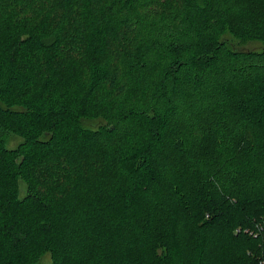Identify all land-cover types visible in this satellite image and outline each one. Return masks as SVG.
<instances>
[{
	"label": "trees",
	"instance_id": "1",
	"mask_svg": "<svg viewBox=\"0 0 264 264\" xmlns=\"http://www.w3.org/2000/svg\"><path fill=\"white\" fill-rule=\"evenodd\" d=\"M47 253L264 264V0H0V264Z\"/></svg>",
	"mask_w": 264,
	"mask_h": 264
},
{
	"label": "rangeland",
	"instance_id": "2",
	"mask_svg": "<svg viewBox=\"0 0 264 264\" xmlns=\"http://www.w3.org/2000/svg\"><path fill=\"white\" fill-rule=\"evenodd\" d=\"M242 3L244 2L241 1L240 4ZM225 37L229 38V42L232 44V46L235 49H248V50L259 51L263 47L262 41L257 40V39H253V40L249 39V40L242 41V40L233 39L232 37H230V35H226ZM86 123H87L86 125L90 127H96V125H99V122L96 120H89ZM6 136H7L6 145L8 148L15 147L21 141V137L15 134L8 133L6 134ZM20 187H21V193L24 192L25 187H24L23 182L20 183ZM40 262H43L46 264L50 263V255L48 253L45 254L41 258Z\"/></svg>",
	"mask_w": 264,
	"mask_h": 264
},
{
	"label": "built area",
	"instance_id": "3",
	"mask_svg": "<svg viewBox=\"0 0 264 264\" xmlns=\"http://www.w3.org/2000/svg\"><path fill=\"white\" fill-rule=\"evenodd\" d=\"M254 236H256V235H254Z\"/></svg>",
	"mask_w": 264,
	"mask_h": 264
}]
</instances>
